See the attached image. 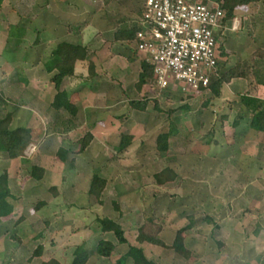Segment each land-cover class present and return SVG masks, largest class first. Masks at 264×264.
I'll use <instances>...</instances> for the list:
<instances>
[{
    "label": "rangeland",
    "instance_id": "obj_1",
    "mask_svg": "<svg viewBox=\"0 0 264 264\" xmlns=\"http://www.w3.org/2000/svg\"><path fill=\"white\" fill-rule=\"evenodd\" d=\"M39 2L6 0L9 7L5 6L6 11L3 12L17 19L27 18L26 38L18 47L13 69H20L27 60V73L30 72L31 77L29 87L27 78V89L20 87V92L23 91L18 98L13 97L16 94L13 89V93L4 91L3 95L4 98L12 96V102L15 101L19 109L27 104V112L34 113L27 115V125L33 127L34 131L38 130V133L34 136V146L27 149L24 157L26 163L21 165L23 171L20 170L19 182H13L11 186L10 192L17 198V205L10 223L0 226V264H40V260L29 261L38 243L34 238L38 232L43 233L45 242L59 243L57 254L49 251L44 258L61 256L60 262L70 264L72 248L81 244L72 234L84 229L85 224L90 226L97 218L119 220L124 233L131 240L138 229L151 220V231L155 232L160 227L158 239L164 245L159 247L145 243L144 250L148 258L157 264H264V139L262 135L247 133V115L241 111V107L237 111L238 96L249 94L247 85L255 84L257 80L264 81V60L253 57L256 50L264 51V0L249 8L253 15L243 16L241 13L239 23L236 20L229 24L232 23L229 36L241 38L237 39L242 42L239 53L235 51L239 47L237 43L238 47L235 48L234 41L227 42L226 37L221 36L217 38L218 45L226 52L220 60V64L224 63L220 71L243 65V62L248 63L246 78L230 81L231 84H237L235 90L228 83L222 87L219 98L211 99L208 92L185 96L180 91L168 89L164 93L150 81V89L157 90L158 96L148 99L135 95L132 90L134 83L132 85L129 80L126 84H120L119 92L114 91L118 96L128 92L124 97L131 104L146 101L141 114L138 112V115L130 104L125 109L128 103L120 105L117 110L111 107L104 111L99 108L101 96L94 95L91 100L87 97L88 105H92L94 110L85 116L77 115L74 120L76 125L69 123L65 112L46 109L52 102V85L44 87L48 82L41 72L44 73L45 60L55 47L45 42L54 41L56 30L45 35L47 38L42 35L37 46L32 45L35 35L43 34L45 27L42 24L45 9H41L42 4ZM0 21L3 22L2 19ZM3 24L5 26L7 23ZM82 25L77 26V29H84ZM4 33L6 29L1 28L0 38L4 37ZM242 58L248 60L240 61ZM94 61L98 65L97 56ZM0 65L6 67V60L0 59ZM84 66L86 69L87 64ZM114 70L110 74L106 72L101 80L117 82ZM83 72L84 76L87 75L85 80L88 84L89 80L92 81L91 77L88 78L84 69ZM134 75L136 77L137 74ZM90 86L94 87L95 84L91 83ZM252 90L253 87L249 92ZM260 92L264 96V89ZM184 106L190 110H181ZM6 112L4 107L3 113ZM112 114L117 116L116 119L123 114L125 117L116 122L112 133L104 132L102 126L96 129V133L92 131L93 121L100 119L105 122V117ZM222 116L227 119L222 121ZM83 118L90 125L82 124ZM127 118H131L132 124ZM236 120L243 121L234 127ZM136 121L139 122L137 126ZM173 125L178 134L169 141L170 150L164 155L160 154L156 150L155 136L159 131L166 133L173 129ZM132 127L131 146L125 153L118 154L115 147L122 139L118 128H128V132ZM87 133L92 135V141L82 154H78V142ZM59 148L72 152L64 164L55 156ZM41 149L44 153H39ZM42 160L49 174L45 182L32 183L30 168L39 165ZM6 163L4 157L0 158V175ZM165 168L173 170L177 179L158 186L153 177ZM96 173L106 180V186L99 198L101 205H94L90 213L87 209L92 201L88 200L87 193ZM12 177L15 179V175ZM48 188H58L63 194L62 198L52 201L50 198L53 193ZM39 199L52 201L48 211L43 214L31 210ZM73 201L76 208L71 210L69 206H73ZM57 216L62 218L51 227H44L45 220L53 222ZM18 218H22V221L13 225ZM189 223L192 224L191 229L183 240V246L189 253V258L185 259L174 252L172 244L177 231ZM94 226V231L88 230L89 233L82 234L81 239L83 242L88 241L86 244L93 256L95 253L91 249L100 239L95 232L98 226ZM258 228V234L254 235ZM17 235L20 236L19 242L10 240L9 236ZM136 238L137 234L135 242ZM127 244L120 251L131 246V243ZM114 259L102 264H118V261L114 263Z\"/></svg>",
    "mask_w": 264,
    "mask_h": 264
},
{
    "label": "crops",
    "instance_id": "obj_2",
    "mask_svg": "<svg viewBox=\"0 0 264 264\" xmlns=\"http://www.w3.org/2000/svg\"><path fill=\"white\" fill-rule=\"evenodd\" d=\"M97 1L98 0H40V2H39L42 4L41 9H45V11H43V13H42V20H43L42 24L45 26L44 27V33L38 34L39 40L42 39L41 38L42 35H44V37H46L49 35V33L51 31L56 30L54 32L55 38L53 37L54 41L52 42L50 40H47L45 42V44H51V45L56 46L59 43L67 42L70 44L85 47L87 49V52H88L89 60L88 61H77L75 64V67H74V75L71 77L64 78L62 83H61V86H60V91L65 92L68 100L77 109V113H76L75 117L70 116L67 113V111H65L64 109H60L57 111L51 107V104L54 101L55 95L57 94L56 89L54 87V84L51 82V79L56 74V71L49 74L45 71V65H44L43 66L44 73L41 72V74L43 76H45V78L48 82L47 84L44 85V87L47 88L50 85H52L51 86V91H52L51 92V94H52V100L51 101L52 102L50 101L51 104L46 109H52L56 112H61V111L63 113L65 112L66 115H68V117H69L68 119H70L69 123H72L73 125H76V124H74L75 123L74 120L77 117V115L80 114V116H82V115L85 116V114H90L94 110L92 105H88L87 97L91 100L92 99L91 97H93L94 95L101 96V98H100L101 105H99V108L100 109L102 108V110H104V111L106 109L111 108V107L114 108L115 110H117V108L118 109L120 108V105L123 106L126 103H128V104H126V106H124V108L127 109L129 104L131 105V103H129L127 101V98L124 97V95H127L129 93L123 92L119 96H118V93H116V92H119L118 88H119L120 84L123 85V83H125L126 81L128 82L129 80H131L132 85L134 83V85L132 86V90H133V93L137 96L141 95L142 97H146L148 99H150V98L155 99L158 96L157 90L155 91L153 89H150L148 82L143 84L142 86H139V84H138L139 75L141 73V61H142L141 57H142V55L136 49V41H135L134 36L130 37L131 31L134 29H137L135 27H136V23L138 21V18L140 17V13L142 11L144 0H140V1L139 0H99L98 2ZM252 5L253 4L245 6V7H239L237 9H235L234 19L232 21L225 23V25L223 26V29H222L221 37H223V38L226 37L227 42L233 43V41H234L235 42V44H234L235 48L238 47L236 45V43L239 45V47L236 48V50H235L237 52L240 48V45L242 44V42L238 41L237 39L240 40L241 38H237L236 36L234 37L232 35L229 36V33L230 34L232 33L230 28L232 27L233 22H236V20L238 22V19L241 20V17H240V15H242L241 13H243V16L245 14L253 15V14H251V11L249 9V8H252ZM5 6L9 7V5H7V3H6V0H3L1 7H0V19H2V21L4 23H7V24H5V26H4L3 22L0 21V29L1 28L6 29V33L2 34V35H4V37L0 38V59L6 60V67L3 65H0V94H1L2 101H5V104H7L9 106L15 105L18 107V104H16L15 101L12 102V96H10V97L7 96V98H4L3 92L6 91L7 93H9V92L13 93L11 91L13 89V91L16 93L15 96H13V97L18 98V96H21L20 94L23 91V90H21V92H20V89H21L20 87H22V88H24L25 86L27 87V78L30 81V82L28 81V87L31 84L30 72H29V74L27 73V60H26V63L23 65V67L20 68L21 70L20 69H15V70L13 69V64L16 63V61H17L16 53L18 51V47H20L22 41L26 38L25 35L27 34V18L23 19L21 17V19H19V18L17 19L16 16L12 17L11 15L10 16L4 15V13L6 11ZM23 9H25V8H23ZM230 22H232L231 25H229ZM22 23H24V24H22ZM81 23H83L82 27L84 26L83 27L84 29L78 30L77 28L80 26ZM11 26H17L18 28H21L19 35L16 37V39L14 38V41L12 42V44H15V45L17 44V46H18L17 48H15V45L13 47H10V48L7 47V41L9 40L8 32H9V28ZM60 28H62V29L59 30ZM236 40H237V42H236ZM39 43H40V41H39ZM41 43H42V40H41ZM259 48L260 47H258L257 49H259ZM52 51L53 50H51V53H52ZM96 56L99 59V62H98L99 66L97 65V63L94 64V62H95L94 58H96ZM249 57H248V59H250ZM248 59L246 58L244 60L242 58L240 61H247ZM50 60H51V54L49 55V58H47L45 60V64L47 65L48 64L47 62H49ZM89 62L93 65V73L92 74H89V68H88ZM85 63L87 64L86 69L84 66ZM102 67H103V70H102ZM113 68L116 69V71L114 70V73H115L116 77L118 78V81L114 82L111 80L112 81L111 82L110 80H101V79H103L101 77L105 76L106 72L110 74V71ZM79 69H81V71H79ZM83 69L86 71V73H88V76H89L88 78L91 77L92 81L90 82V80H89L88 84L86 82L87 80H85L87 75L84 76ZM102 71H104V72H102ZM32 73H33V71H32ZM135 73L137 74L136 77L134 75ZM27 74L29 75L28 77H27ZM263 77L264 76L262 75V78ZM18 78H22V80L20 82H18ZM134 78H135L136 82L133 80ZM23 81H25V82H23ZM79 82H82V84L79 85ZM91 83H94L95 86L89 87V85H91ZM48 84H50V85H48ZM85 84H87V85H85ZM230 85H233V86H231V89L233 88V90H235L234 87H236L237 84H231L230 83ZM238 85H240V82L238 83ZM252 87H253L252 92H249L250 88H252ZM114 89L116 92L114 91ZM261 89L262 90L264 89V81L257 80V82L255 84H248L246 91H248L247 92V93H249L248 95H250L252 97L264 99V96H262L263 95L262 92H260ZM172 91L175 92L174 89ZM205 92H207V91H205ZM205 92H203V93H205ZM133 93L132 94L130 93L131 96H133ZM164 93H165V91H164ZM168 93H169V91L166 92V94H168ZM115 96L117 98H115ZM185 96H187V95H185ZM144 104H146V101L139 103L136 107H133V108H135V110H137V114H138V112H140V114L142 113V111H143L142 109L145 106ZM237 105H238L237 111L239 112L240 111L239 109L242 108L241 111H244V113H246V115H247V120H248V132L247 133L249 135H255V134H258L259 136L262 135V137L264 139L263 134L256 133L255 131H253L249 128L250 114H248L246 112V110L242 107V105L239 102ZM4 107L7 109L6 105H3L0 103V118H2L6 114V113H3ZM24 108H25V110H24ZM31 114H34V113L27 112V104L24 105L23 107H21L20 109L18 107L17 111L14 113V115L12 117V121H11V124L9 126V129L14 130L17 128H24V129L29 130L32 133L33 137L36 136L35 133H38L37 132L38 130L34 131L33 127H30L27 125V115L30 116ZM123 115H122V117L119 116V118H117V119L115 118L117 116L114 117L113 114L108 115L105 117L107 119L106 120L104 119L105 122L103 120H100V119H98V121H96V122L93 121L92 124H94V126H96V127L94 128V126H93L92 131L94 130L96 133V129L98 130L99 126H102L103 129H105L104 132H106L108 134L112 133L113 129L116 127L115 126L116 122H119L125 118V117H123ZM132 119H133V116H132ZM126 120L129 122V124H132L131 118L130 119L127 118ZM242 121L243 120H239L238 123H240ZM81 123L85 124V125H90V123L86 120V118H83V120H81ZM138 124H139V122L136 121L135 125L137 126ZM237 126H238V124H237ZM237 126H234V127H237ZM133 128L134 127H132L130 129V131H128V132H127L128 128H126V129L118 128V132H120V134H121L120 139L123 137V135L133 136V134L131 132L133 130ZM175 129L176 128L173 125V129H169V131L166 132V133L171 134L170 140L175 139V136L178 134V132H176ZM73 130H74V127H73ZM161 133H165V132L159 131L156 134L155 139ZM34 141H36V140H34ZM33 144H34V142H32L29 146H31V145L34 146ZM119 144H120V142H119ZM29 146L25 149L23 157H19V158L13 159V160L8 159L7 155L5 153L0 152V158L4 157L5 161L7 162L5 164V168L2 169L1 171H2V173L5 171L8 175V186H9L10 190H11V186L13 185V182L14 183L19 182V177H20L19 174L21 173V171H23V170H21V165H23V164L25 165V163H26L24 161V157H26L25 155H26V152H27V149L29 148ZM57 150H56V152H57ZM56 152H55V156H56ZM39 153H44V151L41 149ZM69 155L71 156L72 152ZM68 156H67V158H68ZM56 158H57V156H56ZM57 160L61 164H64L67 161V159H66V161L63 163L58 158H57ZM35 165H37L38 167L43 169V171H44L43 177L39 181L31 178V176H30L31 168H30L29 178H30V181L32 183L41 184V183L45 182L44 181L45 177L49 173L44 166L45 164H44L43 160L40 162L39 165L38 164H35ZM11 167H13L12 170H11ZM13 175H15V179L12 177ZM54 187H56V186H54ZM48 189L52 193H53V191H52L53 189L56 190L55 195L53 193L52 197L50 198L52 201H57L60 197L62 198L61 195H63V194L60 192V190L58 188L57 189L56 188H51V189L48 188ZM11 195H12V193H11ZM12 197H13V199H10L9 202L13 205V213L5 219H0V226L9 224L11 219H13V217H14L13 215L15 214L14 210H15V207L17 205V204L15 205L17 198H15L14 195H12ZM87 198H88V200H90V202L92 201L91 202L92 204H90L89 208L87 209L90 213H92L93 209H94L93 206L98 205V204H97L95 198L93 196H89L88 193H87ZM92 199H94V202ZM52 201L39 199L35 203V205L31 208V210L33 213L43 214L44 212L48 211V209L50 208L49 206L51 205ZM41 203H43V206L41 208H39L38 210H36V206L38 204H41ZM71 203H73V206H69V208L71 210H73L74 208H76V207H74V204H76V203L74 201ZM61 218H62L61 216L60 217L57 216V218L55 220H53V222L50 220H45L44 221V227H48V226L51 227L52 224L53 225L55 224L54 222L59 221ZM95 218H96V216H95ZM19 219L20 218L14 220V221L16 222ZM109 219H111L114 222H116L117 224H119L123 229V224L121 222H119V220H116V219L114 220L113 218H109ZM84 221H86V220H84ZM15 222H13V225L15 224ZM94 225L98 226V228L95 230V232L99 234L98 236L100 237V239L96 241L94 247H92L91 250H93V253H95V248H96L99 241L110 242L114 245L115 249H114L111 257H109V258L100 257L96 253L94 254L95 256H93V254H91V252H90V249L88 248V245H87L88 241L87 240L84 242L81 241V239L83 238L82 234L89 233V232H87L88 230L94 231V229H93ZM123 232H124V230H123ZM136 234L133 236L134 237L132 239L133 241L131 239H129L128 235H126V234H125V238H126L128 243H131L130 245L132 247L142 248L145 257L148 258V256L145 254V250H144L145 245L144 244L140 245L137 242H135ZM72 235H74L78 240H80L81 244H84V249L87 252V263L86 264H92V262L102 264V263H105V261H107V260L113 259L114 257H115V259L113 260L114 263L116 261H118V264H119L122 262L121 258H123L128 251V246L126 248H122L123 251H120L121 250L120 248L123 247V245L118 244L116 238L114 237V235L112 233L104 232L102 230L101 226L99 225V223H97L96 219L94 220V222L90 226H86V224H85L84 229H82L80 231H76V233H74ZM13 237L15 239L19 240L20 236L17 235V236H13ZM9 238H10V240H12L11 236H9ZM34 238H36V240H37L35 242H38L35 249L38 246H43L44 252L46 254H48L49 251L51 253L57 254V251L60 250L57 247V246H59L58 242H56V243L51 242V241L48 243L45 242L46 238L43 239V233L42 232H38L37 234H35ZM39 240L41 242H39ZM115 240H116V242H115ZM81 244H79L78 246H80ZM126 245H129V244H126ZM1 246L4 247L3 245H1ZM47 246H50V247H47ZM78 246H75L72 248L73 251L70 254V256L72 257L70 264L73 261V255H74L75 249ZM116 253H118L117 256H116ZM51 257H52V259L56 260L59 264H63L59 260V259H61V256L60 257L59 256L58 257L51 256ZM36 260H38V261L40 260L39 261L40 264H42V262H43L41 260V258H34L31 262H35ZM123 264H132V260L129 258L125 259Z\"/></svg>",
    "mask_w": 264,
    "mask_h": 264
},
{
    "label": "trees",
    "instance_id": "obj_3",
    "mask_svg": "<svg viewBox=\"0 0 264 264\" xmlns=\"http://www.w3.org/2000/svg\"><path fill=\"white\" fill-rule=\"evenodd\" d=\"M2 0H0L1 3ZM207 3L216 4L220 7V9L224 12L223 19L221 21V27L219 30L215 33V38H219L222 33L223 26L225 23L232 21L234 19V11L235 9L239 7H245L251 4H255L260 2L261 0H205ZM21 28H18L17 26H11L9 28V40L7 41V47H11L12 42L14 41V38L19 35ZM133 31V32H132ZM130 33V37L135 35V32L137 29L132 30ZM39 43L38 34L36 35V39L33 42V46H37ZM15 45V44H14ZM17 44L15 45V48H17ZM219 55L220 60L221 57L225 56L224 49L219 46ZM253 57L259 58L264 60V51L263 50H257ZM89 56L87 49L82 46L70 44L67 42L59 43L55 46L54 50L51 53V60L45 63V71L47 73H52L56 71V74L52 77L51 82L54 84L55 89L57 90V94L55 95L54 101L51 104V107L54 110H60L64 109L67 111V113L75 117L77 113V109L75 106L68 100L67 95L65 92L60 91V86L64 78L71 77L74 75V67L77 61H88ZM220 60L217 64V73L213 75L210 79V84L207 88V90L200 89L197 91V93H202L207 91L210 93L211 99L213 98H219L221 89L224 85L230 83L233 79H241L246 78V68L248 64L247 62H243V65L238 64L235 67L227 70V71H220V67L224 66L223 64H220ZM89 74L93 73V65L89 62ZM250 69V68H248ZM22 78H18V82H20ZM153 82L154 83V75L152 67L149 66L144 61H141V73L139 75V86H142L143 84L147 82ZM25 82V81H23ZM239 97V103L242 105V107L246 110L248 114H250V123L249 128L256 133H261L264 135V99L255 98L248 94L240 95ZM0 103L7 106V112L6 114L0 118V152H3L7 155V158L10 160L23 157L25 149L34 142V137L32 133L24 128H17L14 130H10L9 126L12 121V117L14 113L17 111L18 107L15 105L9 106L5 104V101H2L1 94H0ZM138 103H132L131 106L136 107ZM155 109L158 111V108L155 107ZM183 111H189L190 109L188 106H184L181 108ZM226 116H222L221 120H226ZM238 120H236L233 125L237 126ZM169 133H161L159 134L155 139L156 144V150L160 154H166L170 150V136ZM92 135L90 133L85 134L84 138H82L78 144H79V150L78 154H82L85 149L88 147L89 143L92 141ZM131 136H123L120 144L115 147V150L118 154H123L127 151V149L131 146ZM71 153L69 150H64L59 148L56 152L57 158L61 162H65L67 159V156ZM43 169L38 167L37 165H33L31 167V178L39 181L43 177ZM154 181L158 186H163L167 183L174 182L177 179L176 173L171 170L170 168H165L162 171L158 172L154 175ZM106 186V180L101 178L97 173L93 175L92 180L90 182V187L88 191L89 196H93L97 202L98 205H101V201L99 200L102 191L104 190ZM54 195L56 190H52ZM10 199H13L9 186H8V175L4 171L0 175V219H5L9 217L13 213V205L9 202ZM43 206V203L38 204L36 206V210L41 208ZM115 209L117 207L115 206ZM22 221V218L17 220L15 222L19 223ZM97 223L101 226L102 230L107 233H112L114 237L116 238L118 244L120 245H126L127 240L125 238V234L123 232L122 227L117 224L116 222L107 219V218H97ZM152 221L148 220L145 225H143L141 228L138 229L137 238L136 241L138 244H151L154 246L162 247L164 244L161 240L158 239V234L160 233L161 229L160 227H157L155 232L151 231ZM192 224L189 223L185 228H182L177 231L176 237L174 239V242L172 244V249L175 253L180 255L181 257L188 259L189 253L183 246V240L185 238V235L189 232L191 229ZM259 232V228L255 230L254 235H257ZM12 239H15L13 236H11ZM19 242V240H18ZM114 245L107 241H99L96 248L95 253L104 258L111 257L113 251H114ZM46 257V253L44 252L43 246H38L32 253L31 258L29 261H31L34 258H42L43 262L42 264H59L56 260L52 258H44ZM131 259L133 264H157L153 259H148L145 257L143 249L140 247H132L129 246L128 251L126 255L121 258V263L123 264L125 259ZM123 259V260H122ZM87 263V252L84 249V244H81L75 249L74 255H73V261L71 264H86Z\"/></svg>",
    "mask_w": 264,
    "mask_h": 264
},
{
    "label": "built area",
    "instance_id": "obj_4",
    "mask_svg": "<svg viewBox=\"0 0 264 264\" xmlns=\"http://www.w3.org/2000/svg\"><path fill=\"white\" fill-rule=\"evenodd\" d=\"M223 16L205 0H144L134 38L160 91L207 90L220 60L215 33Z\"/></svg>",
    "mask_w": 264,
    "mask_h": 264
}]
</instances>
